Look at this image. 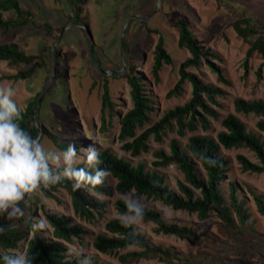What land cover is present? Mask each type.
<instances>
[{
	"label": "rangeland",
	"instance_id": "374dc122",
	"mask_svg": "<svg viewBox=\"0 0 264 264\" xmlns=\"http://www.w3.org/2000/svg\"><path fill=\"white\" fill-rule=\"evenodd\" d=\"M19 2L23 9L31 13L32 22L50 25L54 29L53 36L46 35L43 30L34 28L29 22L25 26L10 29L5 35L0 34V43H14L26 55L38 56L45 46L54 42L52 48L59 49L60 63L58 67H55L54 61L51 60L50 74L45 68H37L30 79L17 81L3 79L0 84L5 86L11 84L17 89L14 99L21 111L36 93H42L41 97L44 96V101L38 114L40 117L37 123L38 128L46 130L60 142L74 144L79 149L81 157L85 155L82 149L90 146H95L97 150L107 148L133 166L143 164L148 170L158 172L164 177L169 189L179 193L177 182H184L183 174L174 165L155 169L152 166V162L155 161L153 152L163 150L169 153L168 142L171 139H176L183 146L187 137L191 135L201 134L215 139L216 134L221 130L219 120L209 117V130L203 131L199 128L193 133L186 131L184 136L175 132L169 133L160 143L151 137L149 150L138 157H130L128 153L120 149L122 143L118 138V120L131 107L132 102L126 81L112 75L114 72L117 76L124 73L123 66L126 70L124 55L120 51V39L129 17L132 18L125 36L127 33L135 34L130 44L131 54L137 63L134 73L143 78L147 94L152 101L150 121L143 129L158 121L168 109L183 105L191 99L192 87L189 82H185L179 95L166 97L168 91L179 79L180 63L190 56L185 48L178 47V30L170 25L172 21L184 18L196 41L203 49L217 57L210 62L212 68L208 64H202L199 70H189L203 83L211 84L223 91V95L216 97L217 104L212 105L213 109L221 117L228 113L234 114L247 131L255 133L264 143V133L259 132L255 127V123L264 121V117L238 114L233 109V100L237 98L246 101H264V66L257 54L250 59L246 58L249 46L230 26L233 12H245L254 23L264 28V0H159V2L157 0H87L82 6V16L85 17L86 24L73 25L67 23L72 11L64 0L60 2L19 0ZM3 17L8 20L16 18L12 11L4 13ZM148 28L158 30L163 35L166 51L172 60L170 65L163 66L158 82H155L151 74L152 51L158 35L148 33ZM88 34L91 36V42ZM90 44H92L93 56L94 48L101 68L96 61V64L90 61ZM120 65L121 70H118ZM28 67L29 65L25 64L9 66L6 62H0V78L14 75ZM58 74H61V77L58 81H53ZM50 76H52L51 79H49ZM219 76L222 80H218ZM105 82L109 97L115 106L113 116H107L105 120L107 130L100 132L101 95ZM50 85L52 88L47 92ZM140 132L139 130L138 133ZM40 142L51 151L61 152L46 136ZM221 155L229 162L227 178L236 184L238 197L245 202V208L249 214L248 224L254 232L243 228L234 218L236 229L232 237H229L217 219L200 221L194 214L175 211L159 201L147 200L131 192L127 195L134 197L144 207L157 211L168 223L194 229L197 233H205L209 240L204 239L196 243L176 236L156 234L154 225L151 223L143 222L134 227L150 243L162 248H170L181 257L189 258V264H264V217L257 212L251 195V193L259 195L264 201V173L242 172L237 155L244 156L250 162L258 163L257 157L247 148L221 149ZM82 162L86 161L81 159L79 163ZM195 164L197 171L202 175L200 166ZM114 184L113 180H108L107 186L112 191L111 196L90 193L92 198L106 203L103 217L98 218L95 212L93 223L74 216L71 198L63 190L54 193L59 202L46 198L38 190L39 206L36 208L33 220L43 219L46 225L44 229L48 231L44 213L59 212L82 224L92 236L100 233L103 231L106 220L117 217L115 201L124 200L123 194L113 190ZM222 186L227 194L228 190L224 182ZM192 190L195 195L198 194L194 189ZM7 221H9L7 214L0 216V222ZM240 229L245 231L248 238L235 234V231ZM30 235L32 236V233ZM91 237L85 239L83 244L76 242L70 247V260L77 259V264L82 258L93 259L98 264H121L115 256L101 254L94 250ZM25 245L26 238L22 240L21 248L13 252V255L23 254ZM243 246H246L245 249L242 248ZM133 264L166 263L150 258Z\"/></svg>",
	"mask_w": 264,
	"mask_h": 264
},
{
	"label": "trees",
	"instance_id": "16d2710c",
	"mask_svg": "<svg viewBox=\"0 0 264 264\" xmlns=\"http://www.w3.org/2000/svg\"><path fill=\"white\" fill-rule=\"evenodd\" d=\"M55 1L60 2L61 0ZM64 1L72 11L67 23L72 25L86 24L85 17L82 16V6L86 4L87 0ZM10 11L15 13L16 18L13 20L3 17L4 13ZM233 13L230 26L236 35L248 44L246 58L250 59L257 54L264 66V28L262 25L254 23L245 12ZM29 22L32 23L34 28L43 30L48 36H53L54 29L50 25H39L32 22L31 13L21 7L19 0H0V34L5 35L10 29L25 26ZM170 25L178 30V47L185 48L190 56L180 63L178 68L179 79L174 87L168 91L166 97L179 95L185 82H189L192 92L191 99L188 102L168 109L158 121L143 129L150 121L152 101L147 94L143 78L134 73L137 63L131 54L130 44L135 34L129 35L127 33L122 43V52L126 64L125 72L120 76H117L114 72L112 76L124 79L129 86L132 105L118 120V138L122 143L120 149L128 153L130 157L135 158L147 152L151 137L154 141L160 143L169 133L175 132L180 136H184L186 131L193 133L199 128L203 131L209 130V117L219 120L221 130L216 134L215 139L207 135L194 134L187 137L183 146L176 139H171L168 142L170 146L169 153L163 150L153 152L155 161L152 162V166L155 169L174 165L183 174L184 182H177L179 193L169 189L164 177L158 172L148 170L143 164L133 166L123 158L111 153L107 148L98 149L99 167L109 172L105 184L85 185L79 190H75L72 186L73 182L64 179L56 185L41 186L34 193L29 194V197L21 205L25 209L24 217L15 222H0V229H3L0 231V256L4 254L13 255V252L21 248V242L26 238L23 254L33 256V264H77V259L70 260V247L76 242L83 244L85 239L92 236L91 233L82 224L59 212L44 213L48 231L47 229L39 232L35 231L32 225L36 222L33 218L36 208L39 206L37 192L40 190L46 198L59 202L54 193L61 190L65 191L71 198L74 216L88 223H93L95 212L98 214V218L103 217L106 203L92 198L90 193L111 196L112 191L107 186L109 179L115 182L113 190L120 194L133 192L147 200L159 201L175 211L186 212L190 215L194 214L200 221L217 219L229 237H232L236 229L234 218L243 228L252 230L248 224L249 214L245 208V202L239 199L236 184L227 178L229 162L221 155V149H249L257 157L258 163L250 162L244 156L237 155V161L242 172L262 174L264 173V143L255 133L247 131L244 124L234 114L228 113L221 117L213 109L212 105L217 104L216 97L223 95V91L211 84L203 83L197 75L189 70H199L202 64H208L212 68L210 62L217 57L208 50L203 49L200 43L196 41L184 18L172 21ZM147 32L158 35L152 51L153 64L151 67V74L155 82H158L159 73L163 66L170 65L172 60L166 51L163 35L155 29L148 28ZM53 44L54 42L45 46L38 56H34L26 55L14 43H0V62H6L9 66L29 65L24 71L1 77L0 81L3 79L14 81L30 79L37 68H45L50 74ZM93 52L94 59L98 67L101 68V63L95 55L94 48ZM53 61L55 67H58L60 63L58 48L53 51ZM118 70H121V65ZM60 77L61 74L56 75L53 81H58ZM218 80H222V78L219 76ZM51 88L50 85L47 92ZM43 101L44 96L41 97L38 92L28 102L25 109L21 111V126L35 139L39 137L37 123ZM114 106L115 103L109 97L108 86L105 82L101 95L100 132L107 130L105 120L107 116H113ZM233 109L238 114L264 117V101L262 100L246 101L237 98L233 100ZM255 127L259 132L264 133V121H257ZM41 130L43 132L41 139L46 136L58 150H66L69 146L68 143L60 142L46 130ZM139 130L140 133H138ZM77 150L79 152L78 148ZM195 163L200 166L202 175L197 171ZM77 166L85 167L93 174L95 172L94 169L88 168L86 162L79 163ZM223 182L228 190L227 194L224 192ZM191 188L198 194L195 195ZM251 195L257 212L264 217L262 197L254 193H251ZM114 208L117 217L106 220L103 224V231L91 237L94 250L101 254L115 256L121 264H133L150 258H156L166 264L190 263L189 258L181 257L172 249L162 248L150 243L134 226L125 227L122 225L119 221V213L126 211L124 200L117 199ZM144 208L146 213L144 223L153 224L156 234L176 236L196 243H200L204 239L209 240L208 235L205 233H197L194 229L170 224L157 211ZM12 223L18 224L19 227L12 228ZM235 232L236 235L240 234L241 237L247 236L248 238V235H245V231H242V229ZM30 233H32V236ZM245 247L242 248L245 249ZM89 261L90 264H98L93 259Z\"/></svg>",
	"mask_w": 264,
	"mask_h": 264
},
{
	"label": "clouds",
	"instance_id": "9594fccd",
	"mask_svg": "<svg viewBox=\"0 0 264 264\" xmlns=\"http://www.w3.org/2000/svg\"><path fill=\"white\" fill-rule=\"evenodd\" d=\"M16 93L11 84H0V216L7 214V219L13 222L25 216L22 203L41 186L49 187L67 179L79 190L85 185H103L109 176L107 170L99 167V151L95 146L82 149L85 155L81 157L74 144L54 152L33 138L21 126V110L14 99ZM81 159L95 170L94 174L77 166ZM123 195L126 211L119 213L120 223L125 227L143 223L144 206L134 197ZM11 227L19 225L12 223ZM32 227L39 232L46 225L43 219H38ZM0 264H33V256L4 254L0 256ZM79 264H90V261L82 258Z\"/></svg>",
	"mask_w": 264,
	"mask_h": 264
},
{
	"label": "water",
	"instance_id": "95a60500",
	"mask_svg": "<svg viewBox=\"0 0 264 264\" xmlns=\"http://www.w3.org/2000/svg\"><path fill=\"white\" fill-rule=\"evenodd\" d=\"M157 2H159V0H157ZM131 18H132V17H129V18L127 19V24H126V26H125V28H124V30H123V32H122V36H121V39H120V51H122V43H123L124 36H125L126 31H127V28H128V25H129V21L131 20ZM84 27H85V26H84ZM85 29H86V27H85ZM88 35H89V39H90V42H91V36H90V34H88ZM54 49H55V47L52 48V60H53V51H54ZM90 61H91L93 64H96L95 59H94V56H93V53H92V44H90ZM122 71H125V66H123ZM52 76H53V75H52ZM52 76H50L49 79H51ZM45 88H46V87H45ZM41 94H42V93H40V96H41ZM38 129H39V128H38ZM42 134H43V132L39 129V137H38L39 140L41 139Z\"/></svg>",
	"mask_w": 264,
	"mask_h": 264
}]
</instances>
